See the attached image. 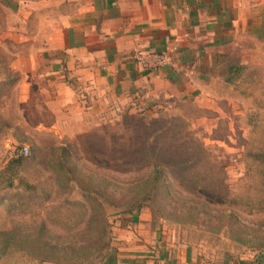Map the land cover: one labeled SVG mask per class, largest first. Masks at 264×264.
<instances>
[{"label":"rangeland","instance_id":"rangeland-1","mask_svg":"<svg viewBox=\"0 0 264 264\" xmlns=\"http://www.w3.org/2000/svg\"><path fill=\"white\" fill-rule=\"evenodd\" d=\"M247 48V64L220 69L190 99L153 87L118 96L78 78L60 95L40 91L23 104L0 95V264L52 263L40 261L38 237L95 242L74 205L80 184L109 198L105 210L149 207L216 254L264 248V50L255 57V45ZM11 77L0 66V79ZM24 145L27 157L11 155ZM154 167L165 183L158 192H150Z\"/></svg>","mask_w":264,"mask_h":264},{"label":"crops","instance_id":"crops-1","mask_svg":"<svg viewBox=\"0 0 264 264\" xmlns=\"http://www.w3.org/2000/svg\"><path fill=\"white\" fill-rule=\"evenodd\" d=\"M249 43L264 50V0H0V66L13 80L0 79V95L23 104L78 78L118 96L153 87L190 99L247 64ZM106 212L113 255L101 264H264V248L216 254L146 206Z\"/></svg>","mask_w":264,"mask_h":264},{"label":"trees","instance_id":"trees-1","mask_svg":"<svg viewBox=\"0 0 264 264\" xmlns=\"http://www.w3.org/2000/svg\"><path fill=\"white\" fill-rule=\"evenodd\" d=\"M233 72V71H232ZM13 83V80L9 79L5 82V86H9ZM64 155H66L64 153ZM59 167L68 181L73 179L69 176V172L66 164L61 161ZM150 192H158L160 187L165 188L160 170L157 167L153 168L152 178L149 180ZM80 194L82 196V202H75L77 205L83 208V216L86 218L85 225L87 228H91L97 234V240L90 244H60L52 243L49 240H41L39 237L32 241L34 248H37L42 253L41 262H52L56 264H73V263H87L91 264L95 261H102L107 263L113 253L111 249L112 236L110 233V225L107 220V214L105 207L107 205H113L109 198L102 192H98L79 185ZM166 192V189L165 191ZM39 236L42 235V231L39 232Z\"/></svg>","mask_w":264,"mask_h":264},{"label":"built area","instance_id":"built-area-1","mask_svg":"<svg viewBox=\"0 0 264 264\" xmlns=\"http://www.w3.org/2000/svg\"><path fill=\"white\" fill-rule=\"evenodd\" d=\"M154 57L156 59V64L159 65L166 61L165 56L163 55H147L146 59ZM11 155L14 157H27L29 155V148L27 146H21L18 150L11 151Z\"/></svg>","mask_w":264,"mask_h":264}]
</instances>
